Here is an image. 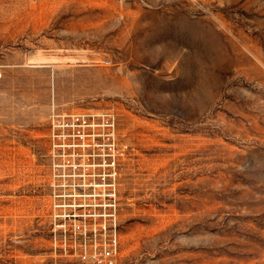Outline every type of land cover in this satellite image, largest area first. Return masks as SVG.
<instances>
[{"label": "rangeland", "instance_id": "rangeland-1", "mask_svg": "<svg viewBox=\"0 0 264 264\" xmlns=\"http://www.w3.org/2000/svg\"><path fill=\"white\" fill-rule=\"evenodd\" d=\"M0 264L49 247L48 117L132 148L120 264H264V0H0Z\"/></svg>", "mask_w": 264, "mask_h": 264}, {"label": "built area", "instance_id": "built-area-1", "mask_svg": "<svg viewBox=\"0 0 264 264\" xmlns=\"http://www.w3.org/2000/svg\"><path fill=\"white\" fill-rule=\"evenodd\" d=\"M47 143L51 253L75 264H120L119 187L133 150L116 114L52 109Z\"/></svg>", "mask_w": 264, "mask_h": 264}]
</instances>
